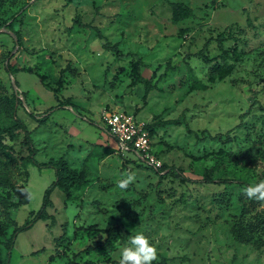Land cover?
<instances>
[{"label":"rangeland","instance_id":"374dc122","mask_svg":"<svg viewBox=\"0 0 264 264\" xmlns=\"http://www.w3.org/2000/svg\"><path fill=\"white\" fill-rule=\"evenodd\" d=\"M79 23L97 27L137 57L115 60L97 33ZM219 37L223 48L213 41L205 53L210 61L194 57ZM140 58L143 76L158 86L147 96L135 83ZM15 80L33 113L17 102L38 163L65 157L81 168L88 155L80 149L85 143L96 149L88 162L90 185L73 188L68 203L55 189L53 218L18 235L10 264H68L61 255L76 264H119L122 248L137 233L156 247L155 264H264V200L245 195L264 181V0H0V124L6 129ZM66 100L78 105L76 112L58 108ZM51 109L49 122L37 118ZM118 112L154 125L152 153L166 172L137 163L132 154L101 155L117 145L103 115ZM203 132H230L233 140H202ZM1 139L13 153L12 159L0 155V175L30 194L25 205L21 190L0 189L11 219L22 226L42 208L56 172L22 166L23 139L7 132ZM214 167L224 180L235 181L237 172L245 182H197ZM237 227L248 242L235 238ZM109 231L114 239L103 246Z\"/></svg>","mask_w":264,"mask_h":264},{"label":"trees","instance_id":"16d2710c","mask_svg":"<svg viewBox=\"0 0 264 264\" xmlns=\"http://www.w3.org/2000/svg\"><path fill=\"white\" fill-rule=\"evenodd\" d=\"M171 6L174 8L183 7L182 5H179L177 3H171ZM182 9H186V8L184 7ZM79 24H81V27H83L85 29L94 30L97 33L99 39L104 42L103 49L111 52L115 56V60L123 61V60L128 59V58H136L137 57L133 53H127V54L123 53V51L119 48V44H112L107 39V37L102 33V31L100 29H98L97 27H95L91 24H87V25L82 24V23H79ZM12 26L13 25L9 26L10 31L13 30ZM17 38H18V40H20V37L18 34H17ZM213 41H216L218 43V46L221 49L223 48L222 41H221L220 37L217 38L216 40L209 39L206 42V44L204 45L203 49L200 50L198 53L194 54V57H196L198 59H203V60H205V62L210 61L209 59H207V56L205 53L207 52L208 47L210 46V44ZM145 67H146V64L140 58L134 64L133 70L136 74L135 75V83L143 85V87L145 89V96H147L152 91L157 90L158 86H157V84H152L150 79H147L143 76L142 70ZM7 71L9 74H11L14 77H15V74L18 73L11 68L10 64H8V66H7ZM27 73L35 74L40 79V81H42V76L39 73H37L33 70H29ZM193 82L198 83L200 81L198 79H194ZM15 83H16L18 89H20V86H19L17 80H15ZM198 84H201V83H198ZM192 86H193L192 87L193 90L198 89L195 85H192ZM199 88L200 89L206 88V86L202 87L200 85ZM25 94L26 93H23V92L19 93L16 91H13V93H12L11 99H10L9 104H8V107H10V110L12 111V115L10 118V124H11L10 128L6 129L4 123L0 124V155H4L7 158L9 157L12 159L11 154L13 153V149L10 146L3 143L2 139H1L3 132L9 133L10 138H14V136H20V138L23 139L24 146H25V149L27 152V155H23V157L21 159V165L24 167H27L28 164H34V165L39 166L40 168H52L56 172V181L46 190L45 195H44L42 208L37 213H32L30 215V217L26 220L25 224L22 226H19L16 221L11 219L8 201L5 197L0 196V210H1V217H0V264H10V257H11L12 251L14 250L16 239L20 233L30 230L31 228H33V226L37 222H39L41 220L47 221V220H50L53 218V216L49 214V209L53 208V202L51 199V195L55 189L58 188L65 193L67 203H68L69 201H72L71 200L72 199L71 192L73 191V188H74V190L75 189H86L90 185V183L92 182L91 177L93 176V172L88 165V162L93 157V155H91L92 153H90L87 156V158L84 160L81 168H74L71 165V163L69 162V160L66 159L65 157H61L59 159H51L49 162L42 163V164H40L36 161V156L38 155V149L35 147L34 141L32 139V131L28 127V125L20 117H18L16 107H15L17 102L22 103V105H24L25 109L28 110L29 114L33 116V113H31L29 111L28 107L26 106L27 100L24 97L22 100L20 99V96H24ZM61 107L72 109L74 112H76V110L79 108L78 105H75L74 103H72L71 100L60 101L58 108L60 109ZM53 112H54V109H51V110L45 112L43 115L37 116V118H39L40 121L42 120L41 122H49V118H50L51 114H53ZM176 123L180 124L181 122L178 120V121H176ZM187 128H188V126H187ZM146 129L150 132V135H151V132L154 130V125H147ZM107 131H108V129H107ZM202 134L204 136L202 140L207 139V138H210L211 140H215V141H219V142H231L233 140L232 136L230 135V132H228L226 135L219 133L215 136L209 135V137L205 136L204 132ZM92 147L94 149H96V146H92ZM109 152L110 153H108L106 155L112 154L114 152H118V150H116V151L110 150ZM134 161H136V160H134ZM145 167L156 171L158 174H161V173L167 171L166 167H164V166H162V168L159 170H155V169L148 167V166H145ZM171 173L174 176H177L174 171H172ZM233 175H234L235 181L224 180V178L221 176V174H218V169L214 167V168L210 169L207 173H205L204 176L202 177V179L198 180L197 182L202 183V184H228L231 182H234V183H237V182L244 183L245 182L243 179V175L241 173L234 172ZM4 188L5 189H12V190H19V191L21 190V192H22L21 200L25 201L24 202L25 205L29 203L30 194L28 193V191L24 187L20 186L11 177L6 176V175H0V189H4ZM10 229H13V232H12L11 236L8 237V232ZM235 238L241 242H248L251 237L249 235H246L244 232L239 230L237 227V229L235 230ZM5 239H6V241H4ZM66 239H67L66 236L59 238L57 240V243H56L57 247H60L63 244H65L64 242H66ZM113 239H114V233H112V231H109L107 239L105 242H103L102 245L103 246L108 245L110 242H112ZM2 247H4V249H5V254H4ZM61 256H62V258L68 259V264H76L75 261H71L65 255H61ZM153 264H155V263H153Z\"/></svg>","mask_w":264,"mask_h":264},{"label":"built area","instance_id":"2783aa9c","mask_svg":"<svg viewBox=\"0 0 264 264\" xmlns=\"http://www.w3.org/2000/svg\"><path fill=\"white\" fill-rule=\"evenodd\" d=\"M103 120L108 132L116 140L120 154H132L137 163L155 170L162 168V163L152 153L151 136L146 125L126 112L105 113Z\"/></svg>","mask_w":264,"mask_h":264},{"label":"clouds","instance_id":"9594fccd","mask_svg":"<svg viewBox=\"0 0 264 264\" xmlns=\"http://www.w3.org/2000/svg\"><path fill=\"white\" fill-rule=\"evenodd\" d=\"M126 183L127 180L122 181L121 187ZM245 195L264 200V181L247 187ZM156 259L157 249L154 244L143 233H137L129 236L127 244L122 248L119 264H153Z\"/></svg>","mask_w":264,"mask_h":264},{"label":"crops","instance_id":"0c3cea01","mask_svg":"<svg viewBox=\"0 0 264 264\" xmlns=\"http://www.w3.org/2000/svg\"><path fill=\"white\" fill-rule=\"evenodd\" d=\"M108 134H109V136H111L110 135V133L108 132ZM112 137V136H111ZM73 140H75V138H72V140H70L71 141V143L69 144V145H67V147L68 148H71V147H74V145H73ZM116 142V141H115ZM109 143V142H108ZM83 144H84V142H83ZM85 146L83 147V148H81L80 149V151H81V155H89L90 153H92L91 155H93V147L92 146H88V144L87 143H85L84 144ZM98 147V146H97ZM103 147H107V146H103ZM101 149H106V148H101ZM100 150V149H99ZM111 149H107V151L105 152V151H103V153L101 154V155H106V154H108V153H110L109 151H110ZM113 150H117V145H116V149H113ZM109 155H122V154H120V153H117V152H114V153H112V154H109ZM87 157V156H86ZM47 163V162H46Z\"/></svg>","mask_w":264,"mask_h":264},{"label":"water","instance_id":"95a60500","mask_svg":"<svg viewBox=\"0 0 264 264\" xmlns=\"http://www.w3.org/2000/svg\"><path fill=\"white\" fill-rule=\"evenodd\" d=\"M16 41H17V40H16ZM14 91L19 92V89H18V87H17L15 81H14Z\"/></svg>","mask_w":264,"mask_h":264}]
</instances>
